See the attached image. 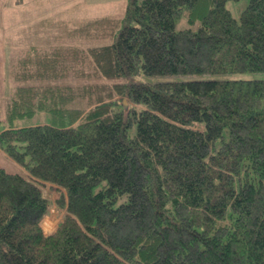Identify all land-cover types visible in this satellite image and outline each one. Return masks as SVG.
I'll return each instance as SVG.
<instances>
[{
	"label": "trees",
	"instance_id": "1",
	"mask_svg": "<svg viewBox=\"0 0 264 264\" xmlns=\"http://www.w3.org/2000/svg\"><path fill=\"white\" fill-rule=\"evenodd\" d=\"M230 1L129 0L122 16L38 25L64 43L11 69L0 264H264V77L237 78L264 74V0L238 18ZM205 74L222 77L131 81Z\"/></svg>",
	"mask_w": 264,
	"mask_h": 264
},
{
	"label": "rangeland",
	"instance_id": "2",
	"mask_svg": "<svg viewBox=\"0 0 264 264\" xmlns=\"http://www.w3.org/2000/svg\"><path fill=\"white\" fill-rule=\"evenodd\" d=\"M129 0H0V129L8 124L5 121L7 105L10 96L14 91L15 81L12 79V67L20 55L26 51L36 47H45L46 49L56 48L51 46H59L64 43V39L60 40L55 34H60L61 29H57L59 25L51 24L49 29H40L38 26L43 21H51L52 23L67 21L64 17L66 14L70 18L80 21L85 18L103 17V16H122L125 13ZM248 0L230 1L227 7L232 11L233 15L238 18L243 9L246 8ZM74 7V8H73ZM79 21V22H80ZM183 23L180 24V26ZM51 37V39H50ZM73 40L69 41L73 44ZM51 47V48H49ZM222 76L212 74L205 75H164L152 77H134V82H163V81H206L219 79ZM264 74L252 73L237 75V78H261ZM96 78L92 83H96ZM103 82H111L102 80ZM66 82L73 85H79L76 79H68ZM87 82L82 80L81 83ZM48 123V118L40 113L34 117L33 121L27 119L22 122L23 125ZM0 167H4L9 171H15L16 166L7 165L5 156L0 153ZM50 186V185H49ZM49 197L54 201L58 197V193L48 188ZM55 197V198H54ZM53 212L57 220H61L63 215L53 204ZM51 215V214H50ZM49 222L42 221V225L48 226ZM45 229V228H44Z\"/></svg>",
	"mask_w": 264,
	"mask_h": 264
},
{
	"label": "crops",
	"instance_id": "3",
	"mask_svg": "<svg viewBox=\"0 0 264 264\" xmlns=\"http://www.w3.org/2000/svg\"><path fill=\"white\" fill-rule=\"evenodd\" d=\"M49 197V195H48ZM50 198V197H49ZM55 198V197H54ZM58 198V197H57ZM53 212V210H52ZM60 214L62 215V212H60ZM45 221L47 220L49 222L48 226H44L45 228V231L48 233V234H51L53 231L56 230L57 226H58V223L60 222V220H57L59 222L56 223V217H55V214H52L47 216L45 219Z\"/></svg>",
	"mask_w": 264,
	"mask_h": 264
},
{
	"label": "bare ground",
	"instance_id": "4",
	"mask_svg": "<svg viewBox=\"0 0 264 264\" xmlns=\"http://www.w3.org/2000/svg\"><path fill=\"white\" fill-rule=\"evenodd\" d=\"M124 102H125V105H127V101L125 100Z\"/></svg>",
	"mask_w": 264,
	"mask_h": 264
}]
</instances>
